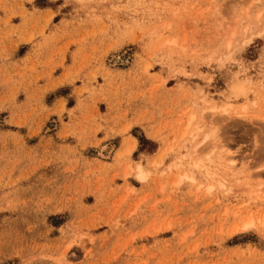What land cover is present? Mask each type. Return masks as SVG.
Listing matches in <instances>:
<instances>
[{
  "label": "rangeland",
  "instance_id": "obj_1",
  "mask_svg": "<svg viewBox=\"0 0 264 264\" xmlns=\"http://www.w3.org/2000/svg\"><path fill=\"white\" fill-rule=\"evenodd\" d=\"M263 116L264 0H0V264H264Z\"/></svg>",
  "mask_w": 264,
  "mask_h": 264
},
{
  "label": "bare ground",
  "instance_id": "obj_2",
  "mask_svg": "<svg viewBox=\"0 0 264 264\" xmlns=\"http://www.w3.org/2000/svg\"><path fill=\"white\" fill-rule=\"evenodd\" d=\"M232 91L235 92L236 94H239V93H242L244 92V86L242 84H235L232 86ZM262 121H264V116L263 118H261ZM197 128V127H196ZM200 130V128H198ZM197 129V130H198ZM208 135V134H207ZM207 135L205 137V139L207 138ZM210 135V134H209ZM209 139V138H207ZM134 143V142H133ZM228 161L229 164H232L234 163L233 160L230 159V157L228 159H226ZM138 171H139V175H138V178L140 180H144L147 176V174L144 173V171L142 170L141 166H138L137 167ZM186 176V175H185ZM192 180V178L189 177V180ZM258 186V189L256 190V193H259V194H264V187L259 184L257 185ZM261 196V195H260ZM261 225V224H260ZM253 226V222L251 220H248V221H245L241 227V229L243 231H247L249 230L251 227Z\"/></svg>",
  "mask_w": 264,
  "mask_h": 264
},
{
  "label": "crops",
  "instance_id": "obj_3",
  "mask_svg": "<svg viewBox=\"0 0 264 264\" xmlns=\"http://www.w3.org/2000/svg\"><path fill=\"white\" fill-rule=\"evenodd\" d=\"M60 75H61V74H58V75L56 74V80H57V78H58ZM57 88H58V87H57ZM57 88H56V89H57ZM58 100H60V99L56 97V101H58Z\"/></svg>",
  "mask_w": 264,
  "mask_h": 264
},
{
  "label": "trees",
  "instance_id": "obj_4",
  "mask_svg": "<svg viewBox=\"0 0 264 264\" xmlns=\"http://www.w3.org/2000/svg\"><path fill=\"white\" fill-rule=\"evenodd\" d=\"M140 142H142L143 140L142 139H139Z\"/></svg>",
  "mask_w": 264,
  "mask_h": 264
}]
</instances>
